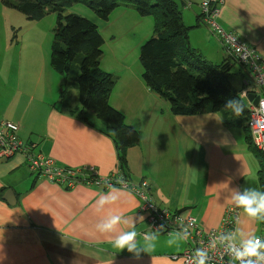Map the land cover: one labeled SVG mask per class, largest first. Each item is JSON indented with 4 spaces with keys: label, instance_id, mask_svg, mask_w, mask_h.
Instances as JSON below:
<instances>
[{
    "label": "crops",
    "instance_id": "obj_1",
    "mask_svg": "<svg viewBox=\"0 0 264 264\" xmlns=\"http://www.w3.org/2000/svg\"><path fill=\"white\" fill-rule=\"evenodd\" d=\"M176 1L185 24L193 27L191 46L210 62L231 60L220 39L200 19L199 0ZM129 11L115 10L114 20L104 21L106 27ZM218 21L255 48L264 61V0H224ZM95 24L106 45L101 26ZM117 37L112 33L111 43ZM18 54V70L6 84L0 81V118L16 122L20 139L34 143L35 152L53 158L58 166L94 167L99 177L116 175L130 184L146 181L155 205L189 214L206 230L218 228L226 208L234 206L227 199L231 190L261 191L260 164L241 128L225 126L219 113L174 115L169 102L147 88L142 72L116 51L111 59L106 61L103 54L101 60V68L118 79L110 104L141 136L139 145L127 151L125 170L120 169L115 145L94 114H88L93 126L73 116L78 107L76 92L71 95L73 103L55 102V82L63 76L50 72L48 60L24 71ZM114 188L119 199L98 214L94 206L109 189L84 184L66 189L30 173L23 155L0 158V264H176L171 256L187 247L184 239L169 246L176 233H156L155 247L136 256L113 247L114 234L96 230L101 216L115 213L127 220L120 230L155 233L141 210L140 198L122 187ZM263 229L264 222L252 221L239 210L234 225L238 238L260 236ZM137 239L143 245L142 235Z\"/></svg>",
    "mask_w": 264,
    "mask_h": 264
},
{
    "label": "trees",
    "instance_id": "obj_2",
    "mask_svg": "<svg viewBox=\"0 0 264 264\" xmlns=\"http://www.w3.org/2000/svg\"><path fill=\"white\" fill-rule=\"evenodd\" d=\"M2 4L39 21L56 14L57 26L51 44L50 66L65 80L60 94L62 105L69 104L68 81L73 79L80 105L72 110L89 126L93 113L102 132L111 137L121 170L127 168L128 149L138 146L140 133L126 122L125 116L110 104L117 78L101 68L104 38L99 27L88 19L68 13V7L81 3L92 9L103 21L120 7L133 8L142 17L153 18L154 35L142 45L139 61L141 77L149 90L169 102L171 113L193 116L219 113L225 126L241 128L249 149L260 164L259 183L264 191V154L257 150L248 129L249 111L240 97L242 88L233 80L243 76L233 60L208 61L191 46L182 10L176 0H1ZM239 67L237 74L234 67ZM239 99L244 106L237 117L225 110V101Z\"/></svg>",
    "mask_w": 264,
    "mask_h": 264
},
{
    "label": "built area",
    "instance_id": "obj_3",
    "mask_svg": "<svg viewBox=\"0 0 264 264\" xmlns=\"http://www.w3.org/2000/svg\"><path fill=\"white\" fill-rule=\"evenodd\" d=\"M199 3L200 19L220 39L230 59L241 68L243 76L240 97L246 102L249 111L248 129L252 144L264 154V110L260 107V101L264 100V61L254 48L243 43L233 32L225 30L219 24L218 19L224 0H199ZM249 96H253V99L249 100ZM257 97L258 102L255 104ZM19 131L20 126L16 122L0 118V158L7 159L18 154L23 155L30 173L37 174L70 190L83 184L105 189H108V185L111 184L114 187L127 189L140 198L141 210L146 213L153 232L181 234L184 229H187L189 236L184 239L187 244L186 249L171 256L176 264H191V257L197 248L208 250V264H230L231 257L224 252L220 245H217L215 249L209 247L210 237L221 232H235L234 225L239 215V209L234 206L227 207L220 226L206 230L189 214L171 212L155 205L148 194V182L130 184L125 180L126 183L119 184L117 183L118 176L99 177L94 167L73 169L58 166L53 158L36 153L34 143L22 141ZM257 237L264 240V229L262 234Z\"/></svg>",
    "mask_w": 264,
    "mask_h": 264
},
{
    "label": "rangeland",
    "instance_id": "obj_4",
    "mask_svg": "<svg viewBox=\"0 0 264 264\" xmlns=\"http://www.w3.org/2000/svg\"><path fill=\"white\" fill-rule=\"evenodd\" d=\"M115 10L132 11H129L130 13L127 15L120 16L114 26L106 27L107 22L101 20L89 7L81 3H75L68 7L69 14L71 13L84 17L92 23H98L101 26L107 40V44L103 46L106 61L111 59L112 52L116 51L120 57L124 58L126 63L142 72L139 61L140 50L142 45L154 35L153 18L150 16L142 17L133 8L129 7H120ZM116 14L117 13L114 12L110 15L111 20H114ZM56 26V14H48L39 21H29L25 15L14 9L5 7L0 0V42H2L0 48V81L6 84L13 73L18 70V53H20L22 57L21 65L24 71L27 70L28 66L35 69L36 64L43 61L46 62V60L50 63L51 44ZM112 33H117L118 35L117 40L113 43H111L110 40ZM208 34V39L211 40L212 36L209 32ZM52 69L50 72L56 74L57 72L54 69L52 71ZM233 72L237 74L238 68L236 66L233 68ZM62 80H64V78L61 77L60 80H56L55 82L57 89L55 102L59 106L62 105V99L59 97L61 88L63 89L64 87V85L60 86ZM241 80L242 78L239 75L233 80L237 88L241 87ZM73 83L74 80L70 78L67 85L70 93L69 103H73V96L71 95L76 92L78 100L77 105L79 106L78 90L75 89ZM94 118L97 120L96 117Z\"/></svg>",
    "mask_w": 264,
    "mask_h": 264
},
{
    "label": "clouds",
    "instance_id": "obj_5",
    "mask_svg": "<svg viewBox=\"0 0 264 264\" xmlns=\"http://www.w3.org/2000/svg\"><path fill=\"white\" fill-rule=\"evenodd\" d=\"M260 107L264 110V100L260 101ZM224 109L230 110L239 117L244 111V106L239 99H228L225 101ZM117 183L124 184L126 181L120 177ZM108 189V192L102 194L94 206L95 212L98 214L103 212L105 206L114 204L119 199L115 194L117 189L113 185L109 184ZM227 199L252 221L264 222V191L250 187H246L242 191L233 189ZM122 223H127V220L121 214L110 213L107 216H101L95 227L101 234H114L113 247L121 251L127 249L129 253L139 256L141 252H148L149 249L155 247L158 238L156 233L138 234L134 230L122 231L119 228ZM138 235H142L143 245H140L137 239ZM188 236L187 229H184L176 239H170L168 244L169 246L175 245L178 239H186ZM217 245H220L224 252L231 257L230 264H264V240L260 237L241 236L238 238L236 232H221L210 237L209 247L215 249ZM208 261L209 253L206 248L195 249L191 257V264H208Z\"/></svg>",
    "mask_w": 264,
    "mask_h": 264
},
{
    "label": "water",
    "instance_id": "obj_6",
    "mask_svg": "<svg viewBox=\"0 0 264 264\" xmlns=\"http://www.w3.org/2000/svg\"><path fill=\"white\" fill-rule=\"evenodd\" d=\"M64 83H65V81L62 80V81H61V86H63ZM62 91H63V89L61 88V92H62ZM251 99H253V96H249V100H251ZM257 102H258V98L256 99V101H255L254 103L257 104Z\"/></svg>",
    "mask_w": 264,
    "mask_h": 264
},
{
    "label": "bare ground",
    "instance_id": "obj_7",
    "mask_svg": "<svg viewBox=\"0 0 264 264\" xmlns=\"http://www.w3.org/2000/svg\"><path fill=\"white\" fill-rule=\"evenodd\" d=\"M258 98V97H257Z\"/></svg>",
    "mask_w": 264,
    "mask_h": 264
}]
</instances>
